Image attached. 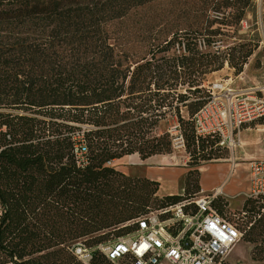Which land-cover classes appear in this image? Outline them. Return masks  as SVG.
Masks as SVG:
<instances>
[{
    "label": "trees",
    "instance_id": "16d2710c",
    "mask_svg": "<svg viewBox=\"0 0 264 264\" xmlns=\"http://www.w3.org/2000/svg\"><path fill=\"white\" fill-rule=\"evenodd\" d=\"M155 1L0 0V264H82L78 244L92 251L89 264H111L97 245L197 194L198 168L220 158L219 138L198 134L195 117L211 99L206 77L225 65L241 73L258 47L254 35L211 51L237 31L228 11L237 24L251 1L214 0L200 38L175 33L137 61L117 54L107 24ZM167 115L191 158L188 197L158 198L157 182L111 166L171 154L175 137L159 130ZM242 208L252 213L242 239L257 246L264 206L244 199Z\"/></svg>",
    "mask_w": 264,
    "mask_h": 264
},
{
    "label": "rangeland",
    "instance_id": "374dc122",
    "mask_svg": "<svg viewBox=\"0 0 264 264\" xmlns=\"http://www.w3.org/2000/svg\"><path fill=\"white\" fill-rule=\"evenodd\" d=\"M251 12L245 14L244 18L236 24V18L231 16L233 12L228 11V19L236 32H231L228 37H224L220 45L211 47V51L227 52L229 48L246 43L255 35L258 47L254 54L247 60L243 70L235 74L227 65L218 72L206 77V87L213 88L217 101L212 104L207 113L201 114L204 129L221 130L226 137L223 146H218V160H213L203 164L206 167L200 174L197 184L200 191L210 194L213 190L221 187L223 199L227 201L230 210L235 213V221L246 228L252 220V213L241 216L244 198L243 187L249 186L250 191V163L257 159H264V116L244 123L240 127L239 133L233 131L230 124V114L228 110H237V100L245 99L246 96L255 97L257 101L264 99V0H250ZM214 0H163L155 1L138 9L132 10L125 18L108 23L106 30L109 34L112 46L119 55L126 56L131 61H137L142 57L148 56L153 50L170 39L175 33L193 38H200L201 32L195 28L204 23L205 20L216 13L211 10ZM207 7V8H206ZM201 44V45H200ZM198 49L206 52L201 42ZM176 50V47L174 48ZM234 92L230 101L224 99L225 91ZM230 103H233L230 105ZM226 112L227 124L222 125L220 114ZM159 130H167L175 137L173 140V151L165 158L164 166L170 168L161 172L154 171L153 174L161 175L164 182L161 183L166 194V188L178 195L185 197L191 196L184 194L185 178L188 170L186 166L191 163V158L184 150L183 142L178 137L177 123L174 117L167 115L166 120L161 122ZM214 136L223 139L220 132ZM154 158L150 162L141 164L138 156L122 160L115 164L117 169L129 171L131 177L141 178V174L148 172V164L155 162ZM133 161V162H132ZM147 165V166H146ZM183 166V168H181ZM219 167V168H217ZM234 169V171H233ZM199 171V169H198ZM233 171V173L231 172ZM145 176V175H144ZM195 178V175H193ZM248 179V180H247ZM159 190V188H158ZM248 191V192H249ZM198 192V193H199ZM196 194V193H194ZM158 198H163L162 194L156 193ZM256 207V206H255ZM256 211V209H255ZM262 213V212H260ZM257 246L246 240H241L225 256L227 264H264V235ZM257 247V248H256ZM256 248V251H255ZM253 253H256L253 256ZM255 257V260H253Z\"/></svg>",
    "mask_w": 264,
    "mask_h": 264
},
{
    "label": "built area",
    "instance_id": "2783aa9c",
    "mask_svg": "<svg viewBox=\"0 0 264 264\" xmlns=\"http://www.w3.org/2000/svg\"><path fill=\"white\" fill-rule=\"evenodd\" d=\"M209 92V103L195 117L196 129L202 136L220 132L223 139L218 146L221 147L226 141L224 134L221 130L204 129L201 120V114L207 113L217 101L214 89L209 88ZM233 93L225 91L224 99L230 101L231 97H238ZM236 102L237 110L232 109L234 113L228 110L233 131L239 133L244 123L264 116V99L257 101L255 97L246 96ZM220 120L226 127V112L220 114ZM249 171L250 191L244 194V198L259 200L264 206V159L252 161ZM222 196L221 188H216L210 194L201 191L175 204L150 210L125 224L132 226L129 233L99 244L94 250L111 264H221L249 228L239 226L235 221V213L229 209ZM241 216H247V213L241 212ZM91 252L80 244L74 250L82 264L90 263Z\"/></svg>",
    "mask_w": 264,
    "mask_h": 264
},
{
    "label": "crops",
    "instance_id": "0c3cea01",
    "mask_svg": "<svg viewBox=\"0 0 264 264\" xmlns=\"http://www.w3.org/2000/svg\"><path fill=\"white\" fill-rule=\"evenodd\" d=\"M134 156H137V155H130V156L123 157V158L120 159V160L113 161V162L111 163V166L115 167L116 170H118V171H120V172H122L123 174H125V175L128 176V175H129V171H125L124 169H117L116 166H115V164L118 163V162H120V161H122V160H128L129 158H132V157H134ZM166 156H167V155H164V156H162V155H161V156H154V157H151V158H149V159H147V160H145V161H141V160L139 159V157H138V159L140 160L141 164H144V163L150 162V161L153 160L154 158H158L157 160H155V162H151V164H148V172H147L146 174H143V175L141 174V177L146 178V179L151 180V181H155V182H157V183L159 184V190H158V193H159V194L161 193L162 196L178 195L179 193H175V192H173V191H170V190H168L167 188H166V190H165L166 194L162 193L160 190L164 191V188H162L161 183H163L164 180H163V178H162L161 175L153 174L154 171L161 172V171H163V170L165 171V170H169V169H170V168H167V167H165V166L163 165L164 162H165V158H166ZM132 162H133V161H132ZM146 166H147V165H146ZM206 167H210V165H208V166H203V167H202V166L199 167V168H198V169H199V173L201 174L202 171H203ZM181 168H183V166H182ZM217 168H219V167H217ZM186 170H188V169L186 168ZM233 171H234V169H233ZM233 171H231V172L233 173ZM144 175H145V176H144ZM247 180H248V179H247ZM218 188H221V187H218ZM221 190H223V189L221 188ZM243 190H244L245 193H248V191H249V186H248L247 188L243 187Z\"/></svg>",
    "mask_w": 264,
    "mask_h": 264
}]
</instances>
